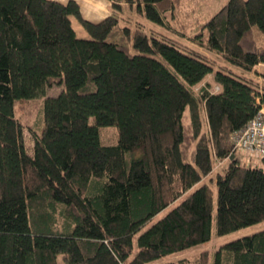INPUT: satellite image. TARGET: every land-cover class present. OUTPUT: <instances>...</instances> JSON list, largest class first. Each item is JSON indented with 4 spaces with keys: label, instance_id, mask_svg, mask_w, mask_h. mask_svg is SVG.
I'll use <instances>...</instances> for the list:
<instances>
[{
    "label": "trees",
    "instance_id": "1",
    "mask_svg": "<svg viewBox=\"0 0 264 264\" xmlns=\"http://www.w3.org/2000/svg\"><path fill=\"white\" fill-rule=\"evenodd\" d=\"M108 1L93 23L74 0H0V264H148L264 220V158L230 141L264 106V0L195 22L204 43L165 24L180 0ZM160 264H264V229Z\"/></svg>",
    "mask_w": 264,
    "mask_h": 264
},
{
    "label": "rangeland",
    "instance_id": "2",
    "mask_svg": "<svg viewBox=\"0 0 264 264\" xmlns=\"http://www.w3.org/2000/svg\"><path fill=\"white\" fill-rule=\"evenodd\" d=\"M226 0H180L178 4V10L172 7L169 10H163L162 16L164 18L165 24L173 31H178L183 33L186 37H192L196 41L201 43L205 42V39L202 35L198 33L196 28V23H203L207 18H209ZM71 25L76 33L77 37H85V33L80 26V24L74 19L71 18ZM195 26V27H194ZM62 87L51 86L46 88L45 96H55ZM44 97H38L34 99H29L25 101H19L15 105V116L19 118L23 125L30 124L33 119L36 117L37 112L40 108L42 99ZM99 138L103 144H114L116 141V129L112 126L100 127L98 129ZM22 139L23 144L27 150H30L31 140L27 132V129L22 130ZM241 162L250 161L251 164H259L260 159H247L244 158L240 153ZM212 189L215 192V185L212 184ZM167 210V209H166ZM165 211L158 213L144 228L148 227L154 221H156L160 216L164 214ZM264 229V220L256 222L254 224L239 228L233 232L225 234L223 236L215 237L212 235L211 239L203 244L197 245L195 247L189 248L186 251L175 254L168 255L167 257L162 258L159 261L148 263V264H160L163 262L177 260V259H188L192 258L199 253L206 251L209 255L212 254L221 244L231 241L233 239L239 238L244 235H248L259 230ZM213 231V227H212ZM135 240V239H134ZM61 257H58L60 262Z\"/></svg>",
    "mask_w": 264,
    "mask_h": 264
},
{
    "label": "built area",
    "instance_id": "3",
    "mask_svg": "<svg viewBox=\"0 0 264 264\" xmlns=\"http://www.w3.org/2000/svg\"><path fill=\"white\" fill-rule=\"evenodd\" d=\"M231 151L240 153L247 159L264 158V106L244 127L230 136Z\"/></svg>",
    "mask_w": 264,
    "mask_h": 264
},
{
    "label": "crops",
    "instance_id": "4",
    "mask_svg": "<svg viewBox=\"0 0 264 264\" xmlns=\"http://www.w3.org/2000/svg\"><path fill=\"white\" fill-rule=\"evenodd\" d=\"M65 3L68 0H54ZM79 8L81 17L89 22H98L109 14L108 0H74ZM258 71L264 72V60L258 64ZM258 76V73H256Z\"/></svg>",
    "mask_w": 264,
    "mask_h": 264
},
{
    "label": "water",
    "instance_id": "5",
    "mask_svg": "<svg viewBox=\"0 0 264 264\" xmlns=\"http://www.w3.org/2000/svg\"><path fill=\"white\" fill-rule=\"evenodd\" d=\"M233 155L230 156V158L232 157Z\"/></svg>",
    "mask_w": 264,
    "mask_h": 264
}]
</instances>
